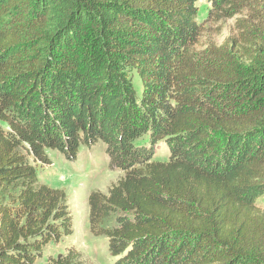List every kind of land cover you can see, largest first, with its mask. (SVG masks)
<instances>
[{
    "label": "trees",
    "instance_id": "trees-1",
    "mask_svg": "<svg viewBox=\"0 0 264 264\" xmlns=\"http://www.w3.org/2000/svg\"><path fill=\"white\" fill-rule=\"evenodd\" d=\"M202 1L242 15L220 45L198 48ZM99 143L124 173L88 197L113 264H264V0H0V264L73 235L38 171Z\"/></svg>",
    "mask_w": 264,
    "mask_h": 264
},
{
    "label": "rangeland",
    "instance_id": "rangeland-1",
    "mask_svg": "<svg viewBox=\"0 0 264 264\" xmlns=\"http://www.w3.org/2000/svg\"><path fill=\"white\" fill-rule=\"evenodd\" d=\"M242 15L233 17L211 16L208 4L202 1L199 6V20L202 25V37L198 48H204L209 42L217 45L235 34V22ZM51 166L39 168V180L52 188L64 190L69 198L75 216L73 235L60 243H51L45 249V256L37 264H44L54 258L68 254L79 256L82 264H113L114 257L108 249V238L92 231L88 197L92 191L108 193L124 173L112 166L105 154V145L99 143L93 148H83L76 161L67 160L58 151H48ZM168 149L162 143L155 147V158L166 160ZM115 219L107 220L105 227L114 225Z\"/></svg>",
    "mask_w": 264,
    "mask_h": 264
}]
</instances>
